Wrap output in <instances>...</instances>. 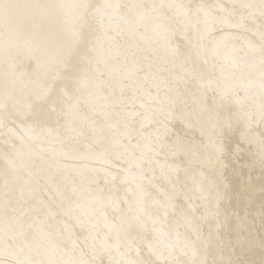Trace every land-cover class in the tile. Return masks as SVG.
I'll return each instance as SVG.
<instances>
[{
	"label": "bare ground",
	"instance_id": "bare-ground-1",
	"mask_svg": "<svg viewBox=\"0 0 264 264\" xmlns=\"http://www.w3.org/2000/svg\"><path fill=\"white\" fill-rule=\"evenodd\" d=\"M22 3H49L61 2V0H20ZM72 2V0H63ZM92 3H119L125 5L141 3H159L160 0H91ZM166 2L183 3L192 5V11L203 3L206 5L225 4L231 5L238 0H166ZM257 2V0H253ZM127 19H114L111 23L106 21L109 29L115 27L119 31H113L112 35L119 41V60H111L114 79L109 80L111 89L105 90V95L94 96L93 102L98 111H107L111 119H105L102 115H94L87 109V124L77 117V128H88L89 142L92 140V123L95 120L96 139L109 151L106 159L114 161L110 167L102 161L96 153H86L82 146V138L77 132L65 130L66 108L64 101L68 97L80 96L89 98V93L95 91L92 84V75L96 67L93 60L91 66L82 65L80 71L69 75L67 79L54 81L48 72V64L45 58H41L38 64L35 59L28 56H19L10 70L9 83L15 81L21 100L32 103V112L35 115H21L11 108L8 113L0 109V173L7 165L3 159L6 152H11V145H20L23 139L27 148L25 155L17 160V164L31 173V195L26 191L25 200L19 201L16 206V215L23 218L25 229L34 235H39L41 229H47L49 224L67 222L69 231L75 233V239L83 244L87 233L74 227V221L64 215V211L71 207L77 216L90 219L101 234L108 231L109 225L119 223L120 214L114 210L111 201L125 195L135 202V197L128 189L137 190V186L143 184L144 188L153 195L148 198L147 212L152 220H148L149 236L152 238V229L161 233L162 246L174 245L177 248L175 258L182 261L191 259V251L182 255L179 248L182 242L191 238L196 239L194 231L198 230L201 240L198 241L197 259L206 258L211 264L213 260L243 261L244 264H264V224H262L261 212L264 208V168L259 163L260 139L264 135V124L254 122L251 143H241V126L234 133L223 138V152L217 154L216 159L209 164L206 156L201 155L190 163L185 157H174L171 154L146 153L142 156L144 141L141 140V148L130 146V151L135 152V157L125 154L124 160H117L115 152L124 153L123 148L113 149L110 141L115 126L123 124L124 120H130L129 112L144 111L141 103L146 105L154 103L149 99L159 96L165 99L167 85L171 81L170 72L173 66L167 63L169 55L165 48V42L160 40L155 31L154 22L146 17L138 16L135 10L125 9ZM202 17V13H201ZM183 19V18H181ZM195 23V20H193ZM45 32H49L54 24L50 21L41 25ZM178 30L175 42L182 50L184 41L179 31L184 29L182 22L173 25ZM238 30L224 25H218L215 32L209 38V44L215 41L219 55L209 59L205 64L203 60L198 63L186 65L189 73L187 88L180 85L181 93L189 105L192 113L191 120L196 125L195 113L198 108L192 103V93L200 97L202 103L208 106L214 104L215 93L207 89L200 90L198 81L207 83L209 77L226 78L229 82H239L241 86L247 85V70L231 56L232 44H242V40H232V35ZM6 37L0 31V94L5 86V69L2 49ZM117 53L110 51L107 42L98 50L99 58L109 59ZM103 67V63L101 64ZM137 70L139 75L137 76ZM179 71V69H175ZM183 74V73H181ZM193 76L196 79H193ZM107 79V78H106ZM46 84L49 91L46 99H36L33 91H42L37 85ZM123 86V93H121ZM114 90V91H113ZM254 92H259V81L256 80ZM243 96V91L240 92ZM175 96V93H173ZM55 107V111H53ZM28 112L24 107V113ZM136 127H139L137 122ZM60 130L59 138L50 135L49 132ZM102 129V131H101ZM173 133L180 136L186 142H195L197 145L203 139L196 127H185L177 122L173 125ZM125 140V144H127ZM135 144V141L133 142ZM239 147V151L237 150ZM180 167L178 173L174 170ZM121 167L124 171H121ZM189 168L186 174L184 169ZM130 169V172L128 171ZM119 173V179L113 186L111 174ZM82 176L90 179L87 184H82ZM127 179V183H122ZM170 181L172 183H170ZM176 183L181 190V195L176 200V211L169 210L167 216L164 210L154 203V199L160 196L159 191H171L172 184ZM155 185V187H153ZM216 185L219 186L220 199H216ZM207 197V200L204 199ZM19 198V193H17ZM3 203V181L0 179V206ZM207 205L208 211H205ZM125 210L127 205L124 206ZM195 209L189 211L187 217L181 216L182 209ZM55 214V215H53ZM214 214V215H213ZM147 220V216L145 217ZM243 222V223H242ZM31 226L30 228L28 226ZM2 230V221H0ZM167 255V252H165ZM135 258V252L132 253ZM141 258L154 259L143 248ZM104 264H108L107 257H102Z\"/></svg>",
	"mask_w": 264,
	"mask_h": 264
},
{
	"label": "snow or ice",
	"instance_id": "snow-or-ice-1",
	"mask_svg": "<svg viewBox=\"0 0 264 264\" xmlns=\"http://www.w3.org/2000/svg\"><path fill=\"white\" fill-rule=\"evenodd\" d=\"M125 9L135 10L136 14L146 17L154 22L155 31L160 40L165 42V48L169 55L167 63L173 66L170 72L171 81L167 85L165 99H161L159 93L155 98L149 95L152 104L141 103L144 111L129 112L130 120H124L123 124L115 126L112 133L113 149L123 148L124 153L115 152L117 160H124L125 154L135 157V152L130 151V146L141 148V140L144 141L142 156L146 153L171 154L174 157H185L190 163L192 157L197 159L203 155L207 162L212 164L217 154L223 152V138L237 131L241 126V143H251L254 122L264 124V0H238L231 5L199 4L196 11H192V5L183 3L166 2L141 4H113L92 3L91 0H72V2H49V3H22L20 0H0V31L6 37L2 49L5 69V86L0 94V109L5 113L11 108L21 115H35L40 118L39 113L32 112V103L21 100L15 81L9 83L10 70L16 59L28 56L35 59L39 64L41 58H45L48 64V72L51 79L59 81L67 79L80 71L82 65H92L96 61V67L92 75L94 93H89V98L80 96L75 98L69 96L64 101L66 108L65 130L77 132L82 138V146L86 153H96L100 148L98 156L102 161L114 166V161L106 159L109 151L96 139L95 120L92 123V140L89 142L88 128L81 126L77 128L76 118L79 117L83 124H87V113L85 109L94 115H102L105 119H111L107 111L100 112L93 102L94 96L105 95L106 89H111L109 80H113L111 60H119V41L112 35L118 28L109 29L106 21L111 23L114 19H127ZM202 13V17H201ZM183 18V19H181ZM195 20V23H193ZM50 21L54 24L49 32H45L41 25ZM182 22L184 29L179 31L184 41V49L175 42L178 30L174 24ZM218 25L236 28L238 31L232 35V40H242V44H232L231 56L247 70V85L241 86L239 82H229L226 78L209 77L205 84L203 80L198 81L200 90L213 91L214 104L208 106L202 103L200 97L192 93V103L198 108L195 113L196 125L191 120V111L184 93L180 91V85L187 88L188 75L186 65L192 64L193 59L198 63L203 60L205 64L209 59L218 56L219 51L215 41L209 44V38L215 32ZM110 46V51L117 53L107 60H101L97 54L104 43ZM103 63V67L101 64ZM179 71H175V69ZM183 73V74H181ZM136 75H139L137 70ZM107 78V79H106ZM193 79H196L193 76ZM259 81L258 100L254 92L256 80ZM42 91H33L31 94L36 99H46L49 91L46 84L37 85ZM114 91V90H113ZM244 95L241 96L240 92ZM123 93V86H121ZM175 93V96H173ZM28 112L24 113V107ZM55 111V107L52 109ZM137 122L139 127H136ZM181 123L185 127H196L203 139L197 145L195 142H186L180 136L173 133V125ZM102 131V129H101ZM50 135L60 136V130L49 132ZM127 140V144H125ZM135 141V144L133 142ZM259 163L264 168V135L260 139ZM26 142L21 139L20 145H11V152H6L3 159L7 168L0 173L3 181V203L0 206V264H104L102 257H107L108 264H209L206 258L197 259L198 241L201 235L198 230L194 231L196 239L191 238L182 242L179 248L182 255L191 251V259L182 261L175 258L176 246L164 244L161 233L152 229V238L149 236L148 220L152 216L147 212V201L153 194L147 191L143 184L137 186L133 192L135 202L127 195L120 199L111 201L112 207L120 214L119 223L109 225L108 231L100 233L90 219L77 216L69 207L64 215L74 221V227L87 233L84 243L75 239V233L69 231L67 222L49 224L47 229H41L39 235H34L25 229L22 217L16 215V204L25 200L26 191L31 195V173L17 164V160L25 155ZM240 150L239 147L237 149ZM178 173L180 167L174 169ZM121 171L124 169L121 167ZM130 172V169L128 170ZM187 174L190 169L185 168ZM88 176H82V184H87ZM113 186L119 179V173L111 174ZM122 183H127L124 179ZM170 183H172L170 181ZM155 187V185H153ZM216 199H220L219 186L216 185ZM159 197L154 203L164 210L167 216L169 210L176 211V200L181 195V190L176 183L172 184L171 191L157 189ZM264 192V189H262ZM19 193V198H17ZM207 200V197H204ZM125 205L127 209L125 210ZM189 211L195 209H182L181 216L187 217ZM205 211H208L205 205ZM55 215V214H53ZM214 215V214H213ZM147 216V220L145 217ZM262 224H264V208L261 212ZM155 224V220H152ZM243 223V222H242ZM31 227L30 225L28 226ZM264 248V241L261 242ZM143 248L154 259L145 260L141 258ZM135 252V258L132 253ZM167 252V255H165ZM211 264H225L223 260H213ZM227 264H244L243 261H227Z\"/></svg>",
	"mask_w": 264,
	"mask_h": 264
}]
</instances>
